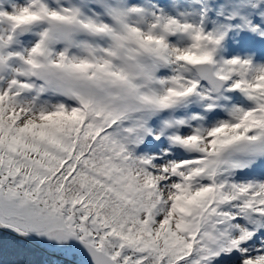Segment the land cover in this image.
<instances>
[{
  "label": "snow or ice",
  "instance_id": "6c2138e0",
  "mask_svg": "<svg viewBox=\"0 0 264 264\" xmlns=\"http://www.w3.org/2000/svg\"><path fill=\"white\" fill-rule=\"evenodd\" d=\"M6 251L264 264V0H0Z\"/></svg>",
  "mask_w": 264,
  "mask_h": 264
},
{
  "label": "trees",
  "instance_id": "16d2710c",
  "mask_svg": "<svg viewBox=\"0 0 264 264\" xmlns=\"http://www.w3.org/2000/svg\"><path fill=\"white\" fill-rule=\"evenodd\" d=\"M15 259L16 257L10 251L0 254V261H3L4 264H12Z\"/></svg>",
  "mask_w": 264,
  "mask_h": 264
}]
</instances>
